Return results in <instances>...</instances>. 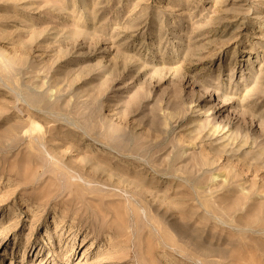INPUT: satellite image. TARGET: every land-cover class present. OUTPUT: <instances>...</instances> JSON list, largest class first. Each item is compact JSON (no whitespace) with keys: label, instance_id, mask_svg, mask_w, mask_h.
Returning a JSON list of instances; mask_svg holds the SVG:
<instances>
[{"label":"rangeland","instance_id":"374dc122","mask_svg":"<svg viewBox=\"0 0 264 264\" xmlns=\"http://www.w3.org/2000/svg\"><path fill=\"white\" fill-rule=\"evenodd\" d=\"M0 264H264V0H0Z\"/></svg>","mask_w":264,"mask_h":264}]
</instances>
